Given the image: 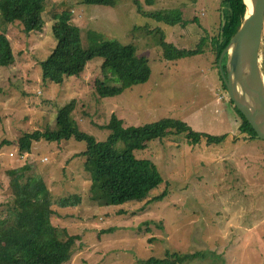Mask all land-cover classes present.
<instances>
[{
	"label": "rangeland",
	"instance_id": "obj_1",
	"mask_svg": "<svg viewBox=\"0 0 264 264\" xmlns=\"http://www.w3.org/2000/svg\"><path fill=\"white\" fill-rule=\"evenodd\" d=\"M82 1L45 0L44 28L30 34L18 22L0 20L14 54L13 64L0 68V217L11 198L6 171L26 164L51 190L58 238L73 237L65 264H137L166 251L201 253L184 264H264V142L240 134L241 119L219 79L210 45L228 5L223 0H153L151 6L146 0H115L112 6ZM66 9L89 58L81 75L57 85L43 78L41 62L55 46L52 27ZM206 26L210 33L201 31ZM162 32L181 48L204 37V51L170 61ZM109 39L136 46L131 63L151 71L147 82L125 87V78L94 51ZM263 48L264 25L259 64ZM71 100L73 122L99 141L109 138L115 122L135 131L165 118L181 120L197 133L227 137L192 143L174 134L148 141L134 154L152 160L163 183L143 201L116 206L105 191L90 188L84 141L41 139L30 153H18V138L54 130L58 110ZM73 196L77 203L60 205Z\"/></svg>",
	"mask_w": 264,
	"mask_h": 264
},
{
	"label": "trees",
	"instance_id": "obj_2",
	"mask_svg": "<svg viewBox=\"0 0 264 264\" xmlns=\"http://www.w3.org/2000/svg\"><path fill=\"white\" fill-rule=\"evenodd\" d=\"M45 0H0V20L4 24L18 22L25 33L42 31L44 21L43 3ZM115 0H83L86 5L112 6ZM138 4L139 2L136 1ZM228 5L229 12L224 15L222 27L216 36L210 38L213 64L218 69V58L228 45L231 38L241 27L245 14L244 0H223ZM138 10L141 7L138 4ZM72 13L69 9L61 12L52 27L55 46L48 57L41 62L44 79L53 84H63L68 76H79L84 72L89 58L88 51L83 46L81 30L71 23ZM161 44L165 57L178 60L202 53L205 38L190 48H181L173 42H168L162 32ZM95 53L104 57L107 65L126 80L125 87L147 82L151 71L148 68L131 63L135 56L136 46L133 43H121L117 39H109L94 49ZM260 69L264 72V48ZM14 54L7 30H0V68L12 65ZM226 56L223 59L225 68ZM264 74V73H263ZM223 88L227 91L221 73H219ZM104 95L115 92L104 90ZM230 103L241 119L240 134L245 139H256L252 126L244 115ZM75 100L61 107L56 116L55 129L34 131L18 138V153H30L34 141H60L75 139L85 142L83 155L86 156L84 169L90 175V188L105 191L113 205H122L135 200L143 201L150 193L163 183L159 167L150 159L138 158L134 154L137 149L147 147V142L153 139H164L170 135H185L192 143L205 140L208 143H219L227 135L211 136L192 131L185 122L165 118L155 123L144 125L135 131L122 128V122H115L113 133L105 141H99L91 135L81 132L71 119ZM115 118V116L113 117ZM119 144V146H118ZM2 143H0L1 147ZM29 165L9 168L6 172L10 177L8 187L11 192L10 202L5 214L0 217V264H65L70 258V246L73 237L61 241L56 228L51 222V190L39 173H28ZM1 171V164H0ZM166 196L156 197L161 201ZM78 202L79 197H67L60 200V205L68 207L69 202ZM201 256L200 252L166 251L163 257H149L137 264H184Z\"/></svg>",
	"mask_w": 264,
	"mask_h": 264
},
{
	"label": "water",
	"instance_id": "obj_3",
	"mask_svg": "<svg viewBox=\"0 0 264 264\" xmlns=\"http://www.w3.org/2000/svg\"><path fill=\"white\" fill-rule=\"evenodd\" d=\"M244 1L243 23L219 56L218 71L229 99L252 126L256 138L264 142V82L259 64L264 0H249V6Z\"/></svg>",
	"mask_w": 264,
	"mask_h": 264
},
{
	"label": "crops",
	"instance_id": "obj_4",
	"mask_svg": "<svg viewBox=\"0 0 264 264\" xmlns=\"http://www.w3.org/2000/svg\"><path fill=\"white\" fill-rule=\"evenodd\" d=\"M141 1V0H140ZM147 2H148V5H153V0H146ZM189 21H190V19H189ZM192 21H196V19H195V17H193L192 16ZM222 22H223V18H222V20L221 21H219V23H221V25H222ZM215 25V24H214ZM222 27V26H221ZM200 29H201V31L203 32V33H210V31H208V29H209V26L207 27H200ZM219 29H221V28H219ZM219 32V31H218ZM217 35V34H216ZM216 35H213V36H216ZM183 36V35H182ZM181 36V37H182ZM213 36H211V37H213ZM210 37V38H211Z\"/></svg>",
	"mask_w": 264,
	"mask_h": 264
},
{
	"label": "bare ground",
	"instance_id": "obj_5",
	"mask_svg": "<svg viewBox=\"0 0 264 264\" xmlns=\"http://www.w3.org/2000/svg\"><path fill=\"white\" fill-rule=\"evenodd\" d=\"M246 2H247V4H248V6L250 5V2H249V0H246Z\"/></svg>",
	"mask_w": 264,
	"mask_h": 264
},
{
	"label": "built area",
	"instance_id": "obj_6",
	"mask_svg": "<svg viewBox=\"0 0 264 264\" xmlns=\"http://www.w3.org/2000/svg\"><path fill=\"white\" fill-rule=\"evenodd\" d=\"M12 154V153H11ZM46 159V158H45Z\"/></svg>",
	"mask_w": 264,
	"mask_h": 264
}]
</instances>
